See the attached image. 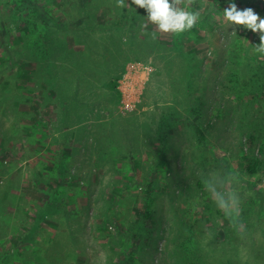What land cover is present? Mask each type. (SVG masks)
<instances>
[{
	"label": "rangeland",
	"instance_id": "374dc122",
	"mask_svg": "<svg viewBox=\"0 0 264 264\" xmlns=\"http://www.w3.org/2000/svg\"><path fill=\"white\" fill-rule=\"evenodd\" d=\"M261 248L264 0H0V264Z\"/></svg>",
	"mask_w": 264,
	"mask_h": 264
},
{
	"label": "trees",
	"instance_id": "16d2710c",
	"mask_svg": "<svg viewBox=\"0 0 264 264\" xmlns=\"http://www.w3.org/2000/svg\"><path fill=\"white\" fill-rule=\"evenodd\" d=\"M117 24H121V20H118L117 21ZM195 25V21H193L192 19H190L189 20V26H194ZM112 85H113V88L118 92V94L119 95H121V90H120V88H119V84H118V80H114L113 82H112ZM197 134H198V136H199V138L201 139V140H203L204 138H205V134H204V131L201 129V128H197ZM260 164V161L258 160V159H252V160H250V161H248L246 164H245V169L246 170H248V171H250V172H255L256 171V169H257V167H258V165ZM147 209H146V211L144 212V217L146 218V219H148V221L150 222V224L152 223V218H151V215H152V211H151V209H150V202H148V204H147ZM150 226H153V223L150 225ZM148 229V228H147ZM152 229V228H151ZM151 229H150V231H151ZM262 249V248H261ZM262 251L264 252V249H262ZM135 256V253L134 252H131L130 254H129V258H132V257H134Z\"/></svg>",
	"mask_w": 264,
	"mask_h": 264
}]
</instances>
